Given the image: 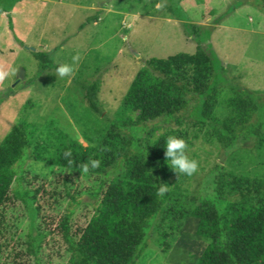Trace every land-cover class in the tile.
Segmentation results:
<instances>
[{
  "label": "trees",
  "instance_id": "1",
  "mask_svg": "<svg viewBox=\"0 0 264 264\" xmlns=\"http://www.w3.org/2000/svg\"><path fill=\"white\" fill-rule=\"evenodd\" d=\"M33 52L39 72L55 66L49 51ZM216 78L215 59L201 44L193 53L149 58L96 145L58 137L50 149L38 143L37 129L28 121L13 124L0 141V264H51L60 257L67 258L63 264H136L154 224L165 248L176 231L186 235L193 229L207 239L196 264H264V177L222 169L212 176V192L188 203L166 186L159 192L174 173L165 162V139L181 135L162 133L143 141L122 131L128 113L137 112L136 119L129 118L135 128L175 117L199 95L204 97L202 120L225 147L242 137H261L263 123L251 121L260 108L257 100L239 89L219 99ZM83 88L89 108L102 113L100 81ZM219 103L225 107L223 118L215 112ZM30 149L50 175L16 170ZM65 151L71 156L65 158ZM89 159L98 166L81 172L78 165ZM121 159L123 171L110 176L108 169ZM84 193L95 202L82 204L78 197ZM70 202L81 208H62Z\"/></svg>",
  "mask_w": 264,
  "mask_h": 264
},
{
  "label": "rangeland",
  "instance_id": "2",
  "mask_svg": "<svg viewBox=\"0 0 264 264\" xmlns=\"http://www.w3.org/2000/svg\"><path fill=\"white\" fill-rule=\"evenodd\" d=\"M0 141L13 124L28 121L37 129V141L54 148L58 137L96 145L116 112L137 71L151 57L166 58L193 53L201 44L215 59L214 87L220 98L239 89L251 94L259 110L251 121L263 123L261 137L240 138L225 147L202 120L204 97L194 95L175 117H159L131 128L137 112L126 115L122 130L143 141L162 133L179 134L187 155L198 162L191 175L175 172L165 186L180 200L212 192V176L222 169L264 177V5L261 0H0ZM98 16L93 21L91 16ZM33 50H47L54 67L39 72ZM76 56V61L73 57ZM74 65L71 77L56 78L58 64ZM23 69V77H21ZM100 81V112L92 111L83 83ZM218 117L226 114L219 103ZM30 149L18 172L30 168L48 173ZM221 165V168L218 167ZM123 171V160L108 169L110 176ZM50 175V174H49ZM78 200L95 202L88 194ZM64 209L79 210L76 203ZM85 209V208H84ZM156 224L136 264H196L208 240L194 233L175 232L170 248L159 243ZM188 234V235H187ZM177 235L176 237H174ZM65 255V254H63ZM62 255V256H63ZM59 258V257H58ZM60 257L51 264H63Z\"/></svg>",
  "mask_w": 264,
  "mask_h": 264
},
{
  "label": "clouds",
  "instance_id": "3",
  "mask_svg": "<svg viewBox=\"0 0 264 264\" xmlns=\"http://www.w3.org/2000/svg\"><path fill=\"white\" fill-rule=\"evenodd\" d=\"M76 59L77 57L74 56L73 61H76ZM73 72V64L61 63L56 66L54 76L56 78L71 77ZM8 75H10L9 70L0 69V79H4ZM163 148L166 164L173 172H175L179 176H191L197 170L198 162L187 155V145L183 138L176 135H169L165 139ZM63 156L65 158H68L71 156V152L65 151L63 153ZM67 163L71 165L72 160L68 159ZM98 163L99 162L95 159H89L85 163L78 165V167L81 172H87L90 167L92 169L96 168L98 166ZM165 191V184H162L159 188V192L162 194Z\"/></svg>",
  "mask_w": 264,
  "mask_h": 264
},
{
  "label": "water",
  "instance_id": "4",
  "mask_svg": "<svg viewBox=\"0 0 264 264\" xmlns=\"http://www.w3.org/2000/svg\"><path fill=\"white\" fill-rule=\"evenodd\" d=\"M21 77H23V69H22V74H21Z\"/></svg>",
  "mask_w": 264,
  "mask_h": 264
}]
</instances>
